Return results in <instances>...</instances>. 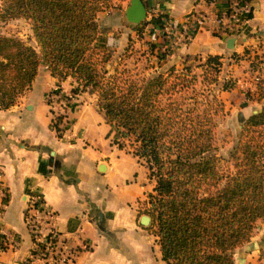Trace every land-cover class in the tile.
<instances>
[{"label": "trees", "instance_id": "trees-1", "mask_svg": "<svg viewBox=\"0 0 264 264\" xmlns=\"http://www.w3.org/2000/svg\"><path fill=\"white\" fill-rule=\"evenodd\" d=\"M123 1L1 0L0 23L24 18L36 46L0 33V108L18 101L40 65L57 81L70 78L73 96L95 95L111 145L136 157L154 182L145 213L163 264H235L233 251L248 243L256 222L264 220V108L243 120L228 157L218 155L217 129L229 114L219 92L234 86L232 77L221 75V56L208 54L196 65L166 64L168 50L158 35L156 41L146 38L142 53L146 67L164 62L165 70L148 75L146 68L117 62L108 69V31L97 19ZM165 16L160 13L154 23L161 27ZM146 23L129 25L136 36H128L124 57L145 36ZM254 57H259L255 51ZM254 86L262 97L264 80ZM54 116L51 126L60 136L63 117ZM1 241L0 235L3 246Z\"/></svg>", "mask_w": 264, "mask_h": 264}, {"label": "crops", "instance_id": "crops-1", "mask_svg": "<svg viewBox=\"0 0 264 264\" xmlns=\"http://www.w3.org/2000/svg\"><path fill=\"white\" fill-rule=\"evenodd\" d=\"M144 1L148 13H163L174 24L162 47L168 50L166 64L218 54L222 64L227 59L229 68L236 71L230 73L233 88L220 91L219 97L225 103L226 99L239 103L242 120L264 108V90L257 98L249 65L254 51L264 56V0L246 1L249 17L232 48L227 46L231 36L213 26L192 33L186 42H175L188 12L224 11L229 0ZM153 18L147 16L145 35L159 27ZM128 31L124 40L108 37V45L123 48L135 32L132 27ZM245 48L250 54L244 53ZM235 55L238 60L233 59ZM243 85L250 87L254 99H246ZM35 87L40 93L34 92ZM54 88L68 93L70 80L57 81L40 65L31 89L14 105L0 108V186L5 190L4 196L0 193V235L1 244L5 243L0 245V264H23L31 248L24 220L30 194L55 213L59 238L74 252L69 264H163L155 237L140 222L135 206L145 191L140 163L111 145L109 126L95 109L94 95L84 103L81 95L74 98L75 107L68 111L70 130L59 137L51 126L46 100Z\"/></svg>", "mask_w": 264, "mask_h": 264}, {"label": "rangeland", "instance_id": "rangeland-1", "mask_svg": "<svg viewBox=\"0 0 264 264\" xmlns=\"http://www.w3.org/2000/svg\"><path fill=\"white\" fill-rule=\"evenodd\" d=\"M128 1L129 0H125L123 4L119 3L120 4L119 7L111 8L110 10H107L99 14V18L97 20L108 31L107 38L108 37L112 38V40L113 39L118 40V38H121L122 40H124L126 32H129L128 31L130 29V26L128 25L129 23L126 22L124 18V10L126 5L128 4ZM0 4H1V0H0ZM109 21L111 24H109ZM0 33L6 36H14L20 38L27 44L36 46L35 40L32 35L31 25L24 18L10 19L3 23H0ZM130 34L132 37L136 36L135 32ZM147 37H148V33L145 36H143L142 40H137L133 42V48H132L133 51L130 54H127L126 55L127 57H124L123 54L125 53L124 52L125 50H123L122 47H119L118 49L115 50H113V48L115 47L110 48L111 60L108 63L107 68L111 69L112 63L115 64L117 62L119 63L120 66H122V64H125L129 68H134L138 70H142L143 68H146L145 72L148 75H153L154 74L153 72L155 71L165 70L164 62H161L160 66H157L156 68L146 67L147 61L145 60L142 52H145L146 50L145 48L146 45L143 42L146 41ZM233 59L238 60L239 57H236L235 55ZM186 60L188 63H191L192 65H196L197 63H199V60L203 62L205 58H201V59L192 58L190 61H188L189 59H185L184 62ZM150 61L151 63L154 62L153 59ZM179 66H181V64ZM196 71L199 72L200 70L196 69ZM230 73L236 74V71L229 68L227 59H225L222 64L221 75L225 74L227 76H230L231 75ZM68 79L71 80L70 78ZM31 87L25 90L21 94V96H23L26 92H28L31 89ZM39 89L40 88L35 87L34 92L37 94L40 93ZM249 89L250 87L243 85L242 92L245 96H250L251 98L249 100H252L253 97L248 93ZM55 90H58V93H55ZM50 95H53L52 98L49 97ZM70 95L73 96L70 91L68 93H63L59 89L54 88L52 89V91H49L48 96L46 97V100L49 102L48 103V105L50 106L49 109L53 110L52 113L49 112L51 117L50 123L53 125V123L55 122V116H54L55 114H61V116L63 117L59 125L60 126L59 127L60 129L58 130L60 134L59 137H62L66 131L70 130L71 127L70 120L68 119V111L70 112V109L71 110L74 109L75 107L74 105L76 104L74 102V98L76 97L74 96L69 97ZM79 95H81L82 99L84 98L81 101L82 103L89 100L88 99L89 95L92 96L91 94L85 92ZM57 99L60 101H56ZM95 102H96V97H95ZM89 108L92 109V107L90 106ZM226 108L228 109L229 114L223 120L220 121L216 133V144L218 147L216 153L220 155L222 158H227L230 151L235 146L243 122L242 120L243 118L240 117V115H238L240 111L239 103L234 104L232 101L226 99ZM95 109L96 111H98L96 107ZM140 169H141V174L143 175V180H144L143 184L145 186V191L143 192L141 198L137 199L135 202V206L138 210V216L147 215L145 213V210L148 208L149 205L146 202L147 201L146 193L150 192L154 186V182L148 178V171L146 170V168L143 165H141ZM149 224L150 223L143 225L149 226ZM233 256H234L235 264H264V220L263 219L258 220L256 222L253 236L250 238V241L236 248L233 251ZM158 260L161 262L159 256H158Z\"/></svg>", "mask_w": 264, "mask_h": 264}, {"label": "built area", "instance_id": "built-area-1", "mask_svg": "<svg viewBox=\"0 0 264 264\" xmlns=\"http://www.w3.org/2000/svg\"><path fill=\"white\" fill-rule=\"evenodd\" d=\"M147 14L148 18L149 16H158L156 11L147 12ZM247 19V5L239 0L229 1L226 10L214 12L213 14L193 10L184 16V22L179 34L176 36L175 42H186L190 39L192 33L194 34L196 31L208 26H213L218 31L231 37H236ZM173 27L174 24L170 19H164L162 20V26L150 31L148 37L152 41H156L158 35L165 39ZM250 56L249 64L253 62L256 65L255 69H251L253 71L252 82L255 85L264 80L262 77L264 56L259 54V57L255 58L254 53H251ZM52 96L50 95L49 97L52 98ZM69 97L73 96L70 95ZM0 193L3 196L5 195V190L1 186ZM24 220L31 239V248L23 264H33V261H40L42 264L70 263L74 252L70 251L59 238V232L55 226V213L45 207L42 201L34 194H30L27 197Z\"/></svg>", "mask_w": 264, "mask_h": 264}, {"label": "water", "instance_id": "water-1", "mask_svg": "<svg viewBox=\"0 0 264 264\" xmlns=\"http://www.w3.org/2000/svg\"><path fill=\"white\" fill-rule=\"evenodd\" d=\"M148 4L144 0H129L128 5L124 10V18L126 22L136 25L144 22L147 19ZM235 37H230L227 41L229 48L233 47ZM102 168V165L100 166ZM151 218L148 215H141L140 222L148 224Z\"/></svg>", "mask_w": 264, "mask_h": 264}]
</instances>
